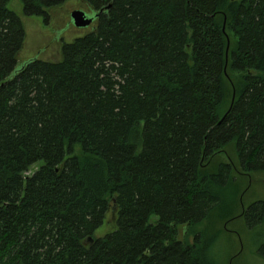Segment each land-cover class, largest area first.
Wrapping results in <instances>:
<instances>
[{
  "label": "trees",
  "instance_id": "trees-1",
  "mask_svg": "<svg viewBox=\"0 0 264 264\" xmlns=\"http://www.w3.org/2000/svg\"><path fill=\"white\" fill-rule=\"evenodd\" d=\"M8 1L0 264H218L232 221H264V199L244 205L264 173V0H79L93 28L13 75Z\"/></svg>",
  "mask_w": 264,
  "mask_h": 264
},
{
  "label": "rangeland",
  "instance_id": "rangeland-1",
  "mask_svg": "<svg viewBox=\"0 0 264 264\" xmlns=\"http://www.w3.org/2000/svg\"><path fill=\"white\" fill-rule=\"evenodd\" d=\"M6 6L20 18L24 28V42L17 56L13 75L26 62L34 58L59 60L62 43L73 41L93 28L94 21L85 27H76L71 19V11L81 9L92 15L79 0H66L59 6L43 7L45 13L25 15L20 0H9ZM37 168L33 165L25 175L31 174ZM251 190L247 193L244 205L247 206L257 199H264V173L255 175ZM233 231H223L212 250L218 264H264V256L259 248L264 243V221L252 226L246 220L237 218L230 224ZM110 229V225L99 227L95 233L101 236ZM183 235V226H178V237ZM189 240L192 235H189ZM234 256V257H233Z\"/></svg>",
  "mask_w": 264,
  "mask_h": 264
},
{
  "label": "water",
  "instance_id": "water-1",
  "mask_svg": "<svg viewBox=\"0 0 264 264\" xmlns=\"http://www.w3.org/2000/svg\"><path fill=\"white\" fill-rule=\"evenodd\" d=\"M97 14H98V12L95 14L89 15L81 9H74L71 11V19H72L73 24L76 27H85V26L90 25L93 22V20ZM263 184H264V182H263ZM88 240L91 241L92 238L88 237Z\"/></svg>",
  "mask_w": 264,
  "mask_h": 264
}]
</instances>
